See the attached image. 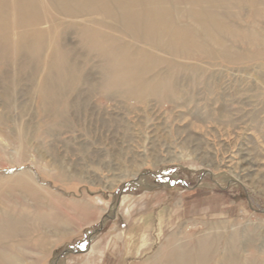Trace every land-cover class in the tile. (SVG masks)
I'll return each instance as SVG.
<instances>
[{"label":"rangeland","instance_id":"obj_1","mask_svg":"<svg viewBox=\"0 0 264 264\" xmlns=\"http://www.w3.org/2000/svg\"><path fill=\"white\" fill-rule=\"evenodd\" d=\"M147 1L0 0V264H264V0Z\"/></svg>","mask_w":264,"mask_h":264},{"label":"bare ground","instance_id":"obj_2","mask_svg":"<svg viewBox=\"0 0 264 264\" xmlns=\"http://www.w3.org/2000/svg\"><path fill=\"white\" fill-rule=\"evenodd\" d=\"M93 1H101V0H54V2H58L59 5L63 4L62 6L65 5L64 2L69 3V5H67L69 6L67 10H71V6L80 8L82 6V3L93 2ZM124 2L126 3V5L120 6L118 16L119 18H121V21H124V22L127 20L132 21V24H130L131 26L127 27L128 29L127 33L133 36V38L136 37L137 42L145 43V41H147L148 39L151 40V38H153L155 41V44L162 48L167 43H172L175 45H179L178 43H180L183 47L185 45V47H190L191 49L195 47L194 43L190 39H188V37H186L185 35H182L181 33L170 35L169 31H166L169 29V24H168V21L165 19V17H167L168 15H167V11L164 8L163 9L160 8V10H158L156 9L157 6H154V11H153L151 7H149V5L145 3V2H148L147 0H124ZM62 6L60 8H62ZM65 8L66 6L63 7L62 10H65ZM67 10H66V13H71L70 11L68 12ZM59 12H62V11H59ZM108 14H114V13L109 12ZM147 24H150V26L154 28L152 29L153 32H151L153 33L152 34L153 36L150 35V30L147 29L149 28ZM0 30L6 31L7 29L6 27L2 26ZM158 30H159V33H158ZM101 38H104V36ZM94 39L95 38H93L92 40ZM160 39H163L162 41L164 42V45L159 44ZM168 50L170 49L168 48ZM137 68L144 69V70L138 69V71L136 72L137 77H139L138 73L140 74L147 73V72L151 73L155 71V68L153 67L145 69V68H142V66H137ZM181 258L183 259V256H181ZM198 260H199V264H206V262L200 261V259ZM237 260H238V257H237ZM233 262L229 261V263L231 264ZM197 264H198V261H197Z\"/></svg>","mask_w":264,"mask_h":264}]
</instances>
